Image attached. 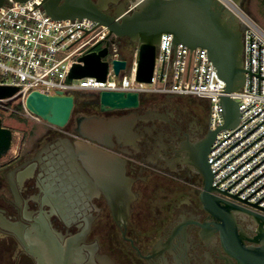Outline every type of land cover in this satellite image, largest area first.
<instances>
[{
  "label": "flooded vegetation",
  "instance_id": "flooded-vegetation-1",
  "mask_svg": "<svg viewBox=\"0 0 264 264\" xmlns=\"http://www.w3.org/2000/svg\"><path fill=\"white\" fill-rule=\"evenodd\" d=\"M132 1L111 0L107 10L128 11ZM79 97L63 127L42 121L0 158V264H39L28 236L50 209L78 214L56 211L48 220L62 236L56 242L70 249L67 264H250L232 244L261 248L262 221L231 210L228 236L231 228L200 200L203 179L192 156L216 136L207 99L146 93L137 106L102 110L99 93ZM82 117L102 120L97 140L88 137L90 125L77 130ZM78 147L109 162L93 169Z\"/></svg>",
  "mask_w": 264,
  "mask_h": 264
},
{
  "label": "built area",
  "instance_id": "built-area-1",
  "mask_svg": "<svg viewBox=\"0 0 264 264\" xmlns=\"http://www.w3.org/2000/svg\"><path fill=\"white\" fill-rule=\"evenodd\" d=\"M42 1L5 0L0 6V86L18 88L12 96L0 98V118L19 112L9 104L15 102L25 117L41 120L25 107L33 90L74 96L104 90L174 93L207 99L210 126L216 129L224 122L220 97L227 95L238 103L239 121L217 132L207 154L211 185L218 194L224 192L225 197L264 213V31L250 15L232 0H218L242 26L244 82L240 90L225 93V82L206 50H190L181 43L174 50L172 35L166 33L160 35L150 84L135 80V61L126 62L115 74L111 61L121 59L117 37H107V28L88 18L54 19L45 13ZM106 38L105 79L68 78L72 64L85 52L104 47Z\"/></svg>",
  "mask_w": 264,
  "mask_h": 264
},
{
  "label": "water",
  "instance_id": "water-1",
  "mask_svg": "<svg viewBox=\"0 0 264 264\" xmlns=\"http://www.w3.org/2000/svg\"><path fill=\"white\" fill-rule=\"evenodd\" d=\"M5 0H0V6ZM24 2L26 0H15ZM238 6H242L244 0H232ZM111 0H43L41 6L45 13L54 19L88 18L103 25L108 30V35L113 37H125L136 44L135 49V80L150 84L152 82L155 67L156 48L162 33L172 35L173 49L181 43L190 50L196 47L206 50L208 59L215 67L218 76L225 82L224 92L232 93L241 89L244 82L242 66V26L239 19L218 0H133L132 9L125 11L123 7L113 14L107 10V4ZM105 46L93 49L82 54L77 62L73 63L68 78L79 79L83 77H95L103 81L107 73L108 62L103 58L107 55V38ZM113 72L117 74L124 69L126 61L115 59L111 61ZM163 65L161 66L162 71ZM15 86H0V98H7L17 92ZM138 92L130 91H101L99 102L101 109L126 108L137 106ZM75 103L73 94H65L57 91L55 94H45L37 90L30 91L25 98V107L28 111L38 116L42 121L57 127H63L71 114ZM223 124L212 132L217 134L220 129H231L239 121V108L237 101L227 95L220 97ZM102 120L91 118H78L77 130L82 133L85 125H90L88 137L97 140L98 129L96 126ZM214 141V138H213ZM209 144V146L213 143ZM12 143V131L2 125L0 118V158L5 155ZM207 151L193 153L192 163L201 174L203 183L200 200L205 209L221 218L228 230L227 235H234V216L231 210L244 211L254 219L262 221L264 226V213L245 207L240 203L225 197V193L218 194L211 185L212 173L207 161ZM101 152L91 148L77 149V156L83 159L85 156L92 163L93 169L107 161ZM75 159V157L73 158ZM109 162V161H107ZM111 163V162H110ZM97 167V168H96ZM117 168V167H116ZM121 174L124 171L119 167ZM50 199L54 195H49ZM54 200V199H53ZM58 201V199H55ZM60 217L76 218L71 212L50 209L38 216L37 234L28 236V251L37 257L39 264H59V260L65 259L70 254L69 247L62 246L55 240V235L62 237L55 230L49 229L48 220L57 212ZM264 211V209H263ZM37 224V225H38ZM8 228L17 227V224L7 222ZM81 234V233H80ZM82 234H84L82 232ZM261 248H245L239 244L234 245L237 257L246 260L250 264H264V229L261 233ZM77 250V249H76ZM71 252H74L72 249ZM67 259L62 264H67ZM61 264V262H60Z\"/></svg>",
  "mask_w": 264,
  "mask_h": 264
},
{
  "label": "rangeland",
  "instance_id": "rangeland-1",
  "mask_svg": "<svg viewBox=\"0 0 264 264\" xmlns=\"http://www.w3.org/2000/svg\"><path fill=\"white\" fill-rule=\"evenodd\" d=\"M241 8L260 26L264 31V0H245ZM13 108L17 109L19 112L10 114L8 116L1 115L2 125L9 128L12 131V143L9 151L6 153L5 157L1 160L9 157L16 149L22 139L26 137V133L33 127H36L42 120H32L24 116L21 109L17 106L15 102H10Z\"/></svg>",
  "mask_w": 264,
  "mask_h": 264
},
{
  "label": "trees",
  "instance_id": "trees-1",
  "mask_svg": "<svg viewBox=\"0 0 264 264\" xmlns=\"http://www.w3.org/2000/svg\"><path fill=\"white\" fill-rule=\"evenodd\" d=\"M117 43L120 58L132 65L135 58L136 44L125 37L117 38ZM78 95L80 96V94L75 95V107L80 106L81 103V98ZM17 106L21 109L20 104H17Z\"/></svg>",
  "mask_w": 264,
  "mask_h": 264
}]
</instances>
